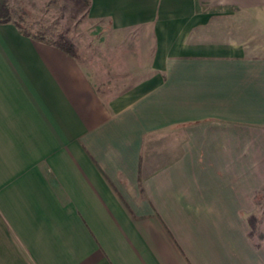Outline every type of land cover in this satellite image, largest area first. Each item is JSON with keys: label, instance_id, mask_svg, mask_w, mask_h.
<instances>
[{"label": "crops", "instance_id": "crops-1", "mask_svg": "<svg viewBox=\"0 0 264 264\" xmlns=\"http://www.w3.org/2000/svg\"><path fill=\"white\" fill-rule=\"evenodd\" d=\"M87 13L147 60L121 94L0 25V264H264V0Z\"/></svg>", "mask_w": 264, "mask_h": 264}, {"label": "rangeland", "instance_id": "rangeland-1", "mask_svg": "<svg viewBox=\"0 0 264 264\" xmlns=\"http://www.w3.org/2000/svg\"><path fill=\"white\" fill-rule=\"evenodd\" d=\"M7 1L12 10L13 21L19 20L29 31H39L51 36L68 29L81 60L91 69L90 74L100 75L97 81L95 79L94 85L103 96L123 93L145 73L147 60L143 51L126 49L125 46L114 48L112 36L101 33L100 27L89 18L84 0ZM114 42L118 45L120 41ZM256 225L255 218L254 228L250 233L255 242L264 243V231L257 230Z\"/></svg>", "mask_w": 264, "mask_h": 264}, {"label": "trees", "instance_id": "trees-1", "mask_svg": "<svg viewBox=\"0 0 264 264\" xmlns=\"http://www.w3.org/2000/svg\"><path fill=\"white\" fill-rule=\"evenodd\" d=\"M89 6L90 0H84V8L86 12ZM7 23H13L24 36L30 37L35 41L54 47L73 59L81 60V57L77 52V48L73 43L72 38L70 37V32L68 29H64L51 36H47L39 31H29L22 25V23H20L19 20L13 21L12 10L8 5V1L0 0V25ZM248 223L250 229L254 228L255 218L252 216L249 217Z\"/></svg>", "mask_w": 264, "mask_h": 264}]
</instances>
